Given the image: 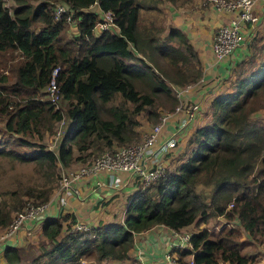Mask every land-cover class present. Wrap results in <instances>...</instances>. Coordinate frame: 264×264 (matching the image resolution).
<instances>
[{
	"label": "trees",
	"instance_id": "obj_1",
	"mask_svg": "<svg viewBox=\"0 0 264 264\" xmlns=\"http://www.w3.org/2000/svg\"><path fill=\"white\" fill-rule=\"evenodd\" d=\"M35 1L0 0V158L33 166L26 183L0 190V231L27 201L48 202L63 172L93 154L138 141L139 115L158 121L178 103L175 87L202 78L188 34L166 22L167 4L191 0ZM57 3L73 9L71 36L67 14L54 18ZM94 3L113 12L116 31L95 30L98 13L89 9ZM55 67L53 103L47 86ZM214 81L219 89L209 103L210 118L189 137L186 155L137 189L122 220L73 229V214L42 218L46 242L30 264L121 261L137 233L155 225L179 231L216 217L226 222L216 233L194 231L191 248L178 252L179 264H189L190 254L193 264H254L258 255L245 246L264 239V36ZM199 110L197 116L201 104ZM59 121L65 128L53 150L43 138ZM22 251L4 243L3 259L26 264Z\"/></svg>",
	"mask_w": 264,
	"mask_h": 264
},
{
	"label": "crops",
	"instance_id": "obj_2",
	"mask_svg": "<svg viewBox=\"0 0 264 264\" xmlns=\"http://www.w3.org/2000/svg\"><path fill=\"white\" fill-rule=\"evenodd\" d=\"M90 10L98 13V18L102 16L101 10L96 3L89 7ZM166 22L168 25L178 26L189 36L195 49H197L202 67V84L191 90L185 97L189 102H200L202 105L201 114L198 115L190 124L180 130L179 120L183 117L182 113H176L161 128L156 149L160 143L165 141L173 131L176 132V143L167 153H158L160 160L167 169H173L180 161L181 157L189 150L188 139L196 127L205 123L210 118L209 103L213 94L217 92L215 81L212 78H221L227 75L229 67L237 60L241 59L247 50V41L234 50L225 60L215 61L211 47L212 37L218 26L228 23L234 13L227 10H216L206 0H191L183 5H166ZM258 20L256 26L263 22L264 0L257 3ZM69 35L76 33L75 23H69ZM243 51L241 55H235L238 51ZM166 111V110H164ZM155 124V123H154ZM152 124L146 125L141 129V133L147 131ZM168 154V155H167ZM184 154V155H183ZM157 156V155H156ZM73 163L72 168L77 167ZM72 189H76V192ZM64 193L57 185L48 200V210L43 214V218L58 216L60 214H73L75 222L83 223L86 226L99 222H113L123 219L129 198L137 191L132 173L120 171L116 174L100 172L98 174L87 175L77 180L72 188ZM63 197L65 202H62ZM40 220H26L18 231L11 238L0 240V264H6L3 259V244H11L20 247L21 250H28V245H32L36 253L39 252V245L45 243V237L41 233ZM190 226H185L179 230L184 232L190 230ZM167 229V230H166ZM194 231V230H192ZM245 235V233H243ZM182 239L173 234V230L164 225H155L146 231L135 235L133 247L129 250V255L134 254V258L139 264L162 262L167 252H171L178 258L179 251L185 248L178 245ZM252 246V245H249ZM253 253H257L258 260L254 264H264V240L258 243ZM135 251V252H134ZM248 251V250H247ZM131 252V253H130ZM188 260L192 254L187 256Z\"/></svg>",
	"mask_w": 264,
	"mask_h": 264
},
{
	"label": "built area",
	"instance_id": "obj_3",
	"mask_svg": "<svg viewBox=\"0 0 264 264\" xmlns=\"http://www.w3.org/2000/svg\"><path fill=\"white\" fill-rule=\"evenodd\" d=\"M216 10H227L234 13V16L228 23L222 24L215 30L211 47L215 61L225 60L231 53L238 49L240 45L245 42L246 32L256 26L257 3L259 0H206ZM73 12L70 6L64 3H57L54 8V18L59 20L62 15L67 14V21L70 24L75 23V20L69 17ZM102 16L95 24V30H109L118 29L114 21V14L111 10L101 11ZM59 67L52 70V78L47 86V92L50 100L53 103L58 99V87L55 82L56 74ZM203 79L200 78L197 82L188 83L181 87H175L174 93L178 99L179 104L176 105L174 110L165 111L159 116V120L152 124V126L143 133L140 141L128 145L115 146L112 149H107L95 155L89 162L81 164L76 169H72L67 173H62L58 186L60 190L66 194L69 187L79 180L80 178L98 174L100 172H109L116 174L120 171H129L132 173L133 181L135 182L136 189L145 188L152 182L157 180L163 175L166 167L160 160L158 153L164 154L176 143V132L173 131L165 141L160 143L159 148L156 149L157 139L161 128L170 119V115L180 109H184L186 115L183 116L179 122V126L183 127L191 122L200 111V104L198 102H189L187 99L182 100L196 86H201ZM62 122V121H61ZM157 155V156H156ZM137 182V183H136ZM76 192V189H72ZM62 202H65L63 197ZM48 202L35 204L34 202L27 201L25 206L14 215L10 225H8L2 234L0 240L13 237L22 224L26 220H40L43 214L48 210ZM234 224V222H231ZM87 226L83 223H75L73 229H84ZM219 228V227H218ZM173 234L182 239L179 247L191 248L190 237L194 231L188 230L179 232L174 229ZM149 264H178L177 258L171 252H167L164 261L153 262ZM189 264H193L192 258Z\"/></svg>",
	"mask_w": 264,
	"mask_h": 264
},
{
	"label": "rangeland",
	"instance_id": "obj_4",
	"mask_svg": "<svg viewBox=\"0 0 264 264\" xmlns=\"http://www.w3.org/2000/svg\"><path fill=\"white\" fill-rule=\"evenodd\" d=\"M35 3H36V1L33 0V4H35ZM8 4H10V3H8ZM144 16L147 17V19H149V15L147 16V14H144ZM262 36H264V18H263L262 24H260L257 27H253L251 29H248V32H246L247 46H246L245 50H247V52H248V48H249L250 43L262 38ZM236 52L237 53L235 55L239 56V55H241V53L243 51L238 50ZM262 54H263V52H261L259 54L255 53L256 60H257V58H260V56H262ZM222 77L224 78V75H222ZM216 78H217V76L212 78L211 81L213 82ZM220 88H221V90H224L225 86L222 85V86H220ZM189 93L186 94V96L182 97V100H184L185 97H187L189 95ZM177 104H179V102ZM176 105L174 106V108L176 107ZM174 108L172 110H174ZM172 110H166V111H172ZM176 113H182L183 116L186 115L185 110L184 109H180V110L172 113L170 115V118H172L174 116V114H176ZM260 114L264 115V111H261ZM196 117H197V115H196ZM139 120L141 121L140 125L142 126L141 127L142 132H143V129L145 128L146 125L154 124V123L157 122V121L156 122L149 121L147 119V117H146V114H144V113H142V115H139ZM1 122H2V116L0 115V125H2ZM64 128H65V122L64 121H62V122L59 121V122H57L55 124L54 131H53L52 134H45V137L43 139H44V143L47 144L48 148L53 149V150L56 149V145L59 142L60 138L62 137V133H63ZM138 129H139V127H138ZM141 129H139L140 138L138 139V141L141 140L142 135H143V133H141ZM138 141L136 140L135 142H138ZM75 154H76V152H75ZM95 155H97V154L91 155L89 158L86 159V161H84L82 163L80 162V164H85L86 162H89ZM59 170L61 171V168H59ZM31 176H33V166L32 165L17 163L14 166H12L7 161L6 158H0V190L16 186L18 181H20L22 183H26L31 178ZM205 188H207V187L206 186H202V185L198 186V190L205 189ZM225 222L226 221H225L224 218L216 217V218H213V219L209 220L206 224H198V225L197 224H192L190 226V230L196 231L197 229L206 227V228H208L209 231H211L213 233H216L218 231V227L220 228L221 224L225 223ZM3 231L4 230L0 231V235L2 234ZM263 240L264 239H262L261 241L255 243V244H252V246H249V245L245 246L246 247L245 250H248V252H253L255 250L254 248H256L257 244L261 243ZM27 247H28V250L24 249V251H22V254H23L22 258H23V261L26 264H30V262H31L30 259L34 255H36L37 253L34 250L32 245H28ZM187 258L188 257H186V261L189 262V260ZM84 263L85 264H97L96 262H94L91 259V257H88L87 261H84L81 264H84ZM100 264H139V262H138V260H136L134 258V254H133V251H132V253L128 256V258H125V259H123L121 261L104 260V261L100 262ZM145 264H147V263H145ZM178 264H179V262H178Z\"/></svg>",
	"mask_w": 264,
	"mask_h": 264
}]
</instances>
